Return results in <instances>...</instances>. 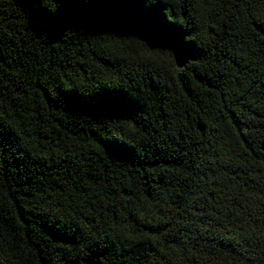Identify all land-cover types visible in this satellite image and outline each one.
I'll return each instance as SVG.
<instances>
[{
    "label": "trees",
    "instance_id": "16d2710c",
    "mask_svg": "<svg viewBox=\"0 0 264 264\" xmlns=\"http://www.w3.org/2000/svg\"><path fill=\"white\" fill-rule=\"evenodd\" d=\"M142 3L0 0V264H264V0Z\"/></svg>",
    "mask_w": 264,
    "mask_h": 264
},
{
    "label": "snow or ice",
    "instance_id": "6c2138e0",
    "mask_svg": "<svg viewBox=\"0 0 264 264\" xmlns=\"http://www.w3.org/2000/svg\"><path fill=\"white\" fill-rule=\"evenodd\" d=\"M136 6L143 8L144 4L142 3V0H136ZM51 23H57L58 21L53 18L51 21ZM68 103L73 105V104H86V103H96L98 105H108V104H117V103H130V101H126V100H121V101H117V100H102V99H97V100H93V101H85L82 98H77V97H69L68 99Z\"/></svg>",
    "mask_w": 264,
    "mask_h": 264
}]
</instances>
